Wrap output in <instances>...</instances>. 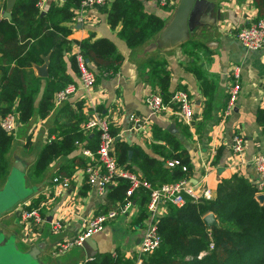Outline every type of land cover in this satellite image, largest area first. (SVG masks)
Segmentation results:
<instances>
[{
    "label": "crops",
    "instance_id": "obj_1",
    "mask_svg": "<svg viewBox=\"0 0 264 264\" xmlns=\"http://www.w3.org/2000/svg\"><path fill=\"white\" fill-rule=\"evenodd\" d=\"M114 1L85 9L80 23L65 24L72 27L70 38L75 42L87 37L89 32L94 34V39H109L122 56L118 71L95 81L88 93L80 83L79 72L72 69L69 61L70 55L75 57L79 49L73 44L64 59L67 72L76 86L75 93L63 103L55 104L47 118L40 119L35 115L28 123L20 124L13 136L21 140L26 133L31 141L29 151L34 149L37 154L39 147L47 142L49 131L58 132L57 126L76 120L75 115L84 116L80 123L83 127L91 108L90 100H93L101 111L109 108L116 110L113 127L117 130V137L131 147L139 146L154 156L150 144L157 141L156 130L165 131L179 140L191 158V180L198 191L208 187L214 197L218 183L234 175L244 177L259 187L261 180L252 159L264 152V47L259 50L247 49L234 33L237 28L264 19V0H210L214 4L213 9L188 31L182 41H174L165 35L179 0H173L169 7H163L154 0H139L144 12L159 17L164 24L152 39L134 48L119 36L120 20L114 26L109 24L108 11ZM64 2L48 0L42 13L53 3L63 5ZM5 9L6 0H0V19ZM78 9H75V13ZM49 59L48 56V66ZM149 61L166 65L170 74L169 90L180 89L188 93L194 120L191 126H186L175 115L161 113L151 115L145 130L131 128L129 114L149 115L144 98L159 91L158 86L149 79ZM237 67L240 69V90L231 113L225 115L228 87L232 72ZM33 70L39 76L35 65ZM46 77H41L35 105L41 98ZM63 106L66 108L59 111ZM172 123L174 127L170 131ZM89 133L93 135V131ZM235 133L244 139L241 153L232 149L231 139ZM90 160V157L82 155L79 147L53 160L39 180L34 182L28 177L29 186L34 187L36 192L0 217V233L5 239L13 237L21 253H27L33 246L38 247L36 259H31L30 263H90L83 247H73L65 254L52 255V247L56 243L71 238L83 229L91 217L122 201L111 196L109 188L105 195H101L87 185L80 165ZM26 170L24 175L27 181ZM54 177L68 178L69 185L64 187L60 182H53ZM31 206L39 208L44 216V223L37 233L21 217L22 210ZM138 213L139 207L135 202L130 214L118 216L104 230L94 233L91 238L97 249L92 258L110 252L116 254L119 263H129L133 258L136 260L143 231V226L135 223ZM57 221L64 223L62 232L52 229Z\"/></svg>",
    "mask_w": 264,
    "mask_h": 264
},
{
    "label": "trees",
    "instance_id": "obj_2",
    "mask_svg": "<svg viewBox=\"0 0 264 264\" xmlns=\"http://www.w3.org/2000/svg\"><path fill=\"white\" fill-rule=\"evenodd\" d=\"M81 1L65 0L63 5L53 3L42 13L36 7L37 0H16L11 18L0 19L1 117L16 110L19 123L25 124L35 115L40 119L50 115L55 105L54 93L73 83L64 59L73 44L88 59L95 81L118 71L122 56L109 39H94L92 32L76 42L70 38L73 29L65 22H73L75 9L80 8ZM119 20L122 25L118 34L131 48L152 39L164 24L159 17L144 12L139 0H115L108 11V21L114 26ZM47 55L50 57L48 76L41 98L35 105L42 78L35 75L33 66L41 65ZM75 58L70 55L69 61L78 73ZM147 66L150 68L151 83L158 86L163 101L168 102L175 90H169L170 74L166 65L149 61ZM63 108L66 107H61L59 111ZM98 109L101 110V107ZM83 117L75 115L76 120L57 126L58 132L49 131L50 141L39 147L29 172L34 182L40 179L53 160L66 156L74 147L96 151L98 132L94 130L92 136L90 133L84 135L80 126ZM163 132L155 131L157 141L150 144L155 155L151 156L139 146L131 147L123 140H117V130L111 127L115 136L117 163L147 181L151 187L181 179L191 180L193 176V165L187 150L173 135ZM13 137V133H7L0 127V179L9 174L5 154ZM75 141L81 145H75ZM30 143L28 137L26 145ZM170 161L174 162L172 166L168 165ZM86 165L82 162L80 166L85 168ZM128 184V181L118 179L109 186L111 196L123 200ZM149 193L148 189L141 187L139 195L133 197L139 207L135 223L143 227L149 216ZM260 193L264 194V181L261 187H257L250 180L234 175L222 179L215 196L210 199L195 201L187 197L182 206L168 204L157 223L159 246L146 254L141 264H264V200L260 202L257 199ZM208 213H213L219 223L210 230L203 219ZM210 242L213 243L211 249ZM201 252L204 253L200 255ZM89 262L135 264V258L129 263H119L116 254L104 252L89 259Z\"/></svg>",
    "mask_w": 264,
    "mask_h": 264
},
{
    "label": "built area",
    "instance_id": "obj_3",
    "mask_svg": "<svg viewBox=\"0 0 264 264\" xmlns=\"http://www.w3.org/2000/svg\"><path fill=\"white\" fill-rule=\"evenodd\" d=\"M48 0H37L36 7L39 10L45 8ZM65 1V0H62ZM111 0H82L80 8L72 18L73 23L83 21L84 11L94 6H104ZM161 6H171L173 0H154ZM235 37L240 43L251 50H259L264 47V19H258L249 25L235 29ZM76 61L79 69V80L82 87L89 93L90 88L95 83L93 71L88 67L85 54L78 49L76 52ZM240 69L237 67L232 72V78L228 87V100L225 108V115H229L233 109L236 98L240 90L239 83ZM76 86L73 83L66 85L54 94L55 104H61L69 96L74 94ZM144 102L150 110V114L146 116L137 113L129 114L131 128L134 130H145L148 119L151 115L167 113L179 117L186 126H191L194 122L191 101L188 93L184 90L177 89L172 93L168 102H164L158 91L152 92L145 96ZM91 108L89 115L83 123V133H89L96 130L98 132V147L95 152L83 148L82 155L90 157L91 160L83 172L86 176V183L89 187L95 189L99 194L105 195L110 185L116 183L118 179L128 181V186L124 192V199L121 203L102 211L86 221L83 229L69 239L61 240L52 247V255L65 254L73 247H82L85 239L91 237L94 233L102 231L105 227L113 222L120 215L130 214V210L135 206L133 197L139 195L141 187L149 190V201L147 209L149 216L145 221L142 235L140 237L139 247L136 254L135 264H141L143 257L155 250L160 243V235L158 233V219L166 212L168 204L182 206L187 197L198 200L200 198H212L211 190L208 187L198 191L192 180L181 179L175 182L164 183L158 187H151L147 181L141 180L137 174L126 169L117 163L114 153L115 136L111 133L113 126V117L116 110L109 108L101 111L93 100H90ZM20 126L17 114L14 111L8 112L0 119V127L7 133H15ZM50 141V138L46 139ZM232 149L236 153H241L244 149V139L239 133L232 136ZM75 145L80 146L79 141H75ZM174 162H168L172 166ZM252 165L258 172L262 186L264 181V152L257 154L252 159ZM204 178V177H203ZM53 182H60L64 187L69 185L68 178L54 177ZM21 217L29 222L34 233L44 223V216L39 208L23 209ZM64 228L63 221H57L53 224L52 229L56 232H62ZM209 248H213V243H209ZM204 252H201L203 254ZM92 259V258H89Z\"/></svg>",
    "mask_w": 264,
    "mask_h": 264
},
{
    "label": "rangeland",
    "instance_id": "obj_4",
    "mask_svg": "<svg viewBox=\"0 0 264 264\" xmlns=\"http://www.w3.org/2000/svg\"><path fill=\"white\" fill-rule=\"evenodd\" d=\"M13 111L15 113L17 112L16 110ZM15 137L16 136L13 137L11 146L5 154L6 162L9 165V172L10 170L11 172L9 173L7 179L5 178L6 180L0 179V204L4 207V205L8 202L11 203L10 209L7 212L13 210L17 204H21L36 192L34 187L29 186L30 183L28 181V177L30 176L29 172L32 166V159L36 154L35 150L31 149V151H29L30 146L24 144L27 141L26 133L21 140L16 139ZM16 161H20L22 163L24 170L27 169L26 182L24 180L23 173L15 168ZM7 212H4L3 214ZM30 261V257H28L25 253H21L19 249H16L13 237L5 239L4 235L0 233V264H32Z\"/></svg>",
    "mask_w": 264,
    "mask_h": 264
},
{
    "label": "water",
    "instance_id": "obj_5",
    "mask_svg": "<svg viewBox=\"0 0 264 264\" xmlns=\"http://www.w3.org/2000/svg\"><path fill=\"white\" fill-rule=\"evenodd\" d=\"M16 0H6V9L3 12L4 18H11V10L15 4ZM214 4L210 0H179L178 6L175 10L173 19L168 27V32L165 34L170 37L174 41H182L189 30L193 29L197 26L200 21L213 9ZM87 62L88 59H86ZM48 56L45 57L44 63L42 65H35L37 70V74L41 77H46L48 75ZM174 127L172 123L169 126V130L171 131ZM119 137H116L118 139ZM132 154V151H129V156ZM15 168L23 173L24 180L26 182V178L24 175V167L20 161L16 162ZM257 199L260 202L264 200V194L260 193L257 195ZM11 203L1 206L0 204V217L4 212H7L10 209ZM204 222L207 228L210 230L212 226H218L219 223L215 218L213 213H208L204 216ZM4 243V242H3ZM82 247L85 249L87 256L92 258L96 254V245L93 244L92 238L89 237L85 239L82 243ZM17 249V247H16ZM39 249L37 246L31 247V249L25 253L28 257L35 260ZM34 264V263H33Z\"/></svg>",
    "mask_w": 264,
    "mask_h": 264
}]
</instances>
